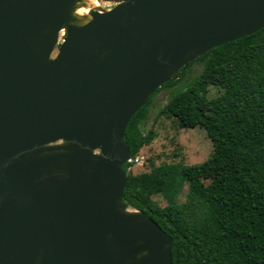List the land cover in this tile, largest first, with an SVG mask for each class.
Wrapping results in <instances>:
<instances>
[{
  "label": "water",
  "instance_id": "obj_1",
  "mask_svg": "<svg viewBox=\"0 0 264 264\" xmlns=\"http://www.w3.org/2000/svg\"><path fill=\"white\" fill-rule=\"evenodd\" d=\"M78 1L0 0V264H171L170 235L121 200L125 126L263 27L264 0H115L84 22Z\"/></svg>",
  "mask_w": 264,
  "mask_h": 264
},
{
  "label": "trees",
  "instance_id": "obj_2",
  "mask_svg": "<svg viewBox=\"0 0 264 264\" xmlns=\"http://www.w3.org/2000/svg\"><path fill=\"white\" fill-rule=\"evenodd\" d=\"M194 62L198 74L176 83ZM207 85L221 88L213 97ZM173 86L159 110L179 128L201 127L211 144L207 183L198 166L180 162L154 164L131 173L139 149L154 137L140 124L151 97ZM123 142L129 161L122 165V202L142 211L172 238L171 264H264V26L213 47L156 88L127 122ZM186 183L184 201L158 206L151 196L171 197Z\"/></svg>",
  "mask_w": 264,
  "mask_h": 264
},
{
  "label": "rangeland",
  "instance_id": "obj_3",
  "mask_svg": "<svg viewBox=\"0 0 264 264\" xmlns=\"http://www.w3.org/2000/svg\"><path fill=\"white\" fill-rule=\"evenodd\" d=\"M114 3L115 0H99L98 5L89 12L99 10V8L101 10L108 9ZM63 33V30L59 32L58 42L61 41ZM200 68L199 62L192 63L176 85L181 86L185 82L191 81L198 74ZM172 88L173 86L162 87L151 97L140 129L143 133L151 129L154 132V137L147 145L139 149L129 166V171L131 173L147 171L150 167L149 159L154 164L160 162L194 164L198 166L201 181L207 183L212 177L213 165L207 162L211 153V144L204 130L199 126L179 128L171 117L159 113ZM220 92L221 88L215 85H207L205 89L207 97L216 96ZM186 189V183H178L176 191L171 197L154 194L151 199L158 206H165L169 202L181 203L184 201Z\"/></svg>",
  "mask_w": 264,
  "mask_h": 264
},
{
  "label": "bare ground",
  "instance_id": "obj_4",
  "mask_svg": "<svg viewBox=\"0 0 264 264\" xmlns=\"http://www.w3.org/2000/svg\"><path fill=\"white\" fill-rule=\"evenodd\" d=\"M99 0H79L74 8V15L79 17L82 22L89 19V11L98 5ZM100 11V8L99 10ZM56 50H53L52 56Z\"/></svg>",
  "mask_w": 264,
  "mask_h": 264
},
{
  "label": "built area",
  "instance_id": "obj_5",
  "mask_svg": "<svg viewBox=\"0 0 264 264\" xmlns=\"http://www.w3.org/2000/svg\"><path fill=\"white\" fill-rule=\"evenodd\" d=\"M130 160V159H129Z\"/></svg>",
  "mask_w": 264,
  "mask_h": 264
}]
</instances>
